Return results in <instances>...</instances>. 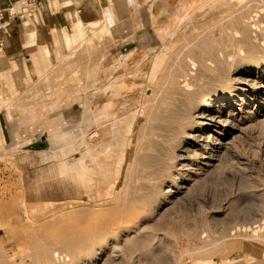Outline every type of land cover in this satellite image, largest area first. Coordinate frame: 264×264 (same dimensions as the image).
Returning <instances> with one entry per match:
<instances>
[{"label":"rangeland","instance_id":"obj_1","mask_svg":"<svg viewBox=\"0 0 264 264\" xmlns=\"http://www.w3.org/2000/svg\"><path fill=\"white\" fill-rule=\"evenodd\" d=\"M80 20L36 76L0 89V264H34L41 241L60 254L40 264H203L242 240L264 247V56L245 49L246 35L264 41V0L122 1ZM216 53L232 79L214 111L230 120H197L178 144L173 90Z\"/></svg>","mask_w":264,"mask_h":264},{"label":"crops","instance_id":"obj_2","mask_svg":"<svg viewBox=\"0 0 264 264\" xmlns=\"http://www.w3.org/2000/svg\"><path fill=\"white\" fill-rule=\"evenodd\" d=\"M43 1L44 8L39 18L34 20L30 16L35 26L28 23L26 31L25 15L20 14L28 0H0V89L5 83L17 82L21 77L28 79L29 75L36 76L38 68L35 67L34 59L41 58L39 55L45 51V47L51 50L53 56L57 33L62 32L71 21L77 18L85 23L98 21L104 12L110 14L113 6L115 8L122 1L132 0ZM35 30V42H32L30 36L33 37ZM1 122L0 119L3 131ZM203 264H264V247L256 242L242 240L230 247L227 254L216 256L212 262Z\"/></svg>","mask_w":264,"mask_h":264},{"label":"bare ground","instance_id":"obj_3","mask_svg":"<svg viewBox=\"0 0 264 264\" xmlns=\"http://www.w3.org/2000/svg\"><path fill=\"white\" fill-rule=\"evenodd\" d=\"M81 21V20H80ZM80 24V23H79ZM82 24V22H81ZM81 26V25H80ZM96 26V25H95ZM82 29V28H80ZM28 31L32 33V31L30 30V28H28ZM80 31V30H79ZM102 31V30H101ZM219 32V31H218ZM264 36V35H263ZM108 37V36H107ZM253 38V37H252ZM263 38V37H261ZM246 39L248 42L247 48L246 49V53L247 56L248 55H255V57H258V59H260V55L264 56V41L262 43H257L255 42L253 39H251V37L249 35H246ZM99 46V45H98ZM99 50V49H98ZM97 50V51H98ZM96 51V53H97ZM99 52V51H98ZM245 52V51H244ZM205 53V52H204ZM259 53V54H258ZM226 54V53H225ZM257 54V55H256ZM98 55V54H97ZM97 55L95 57H97ZM229 55V53H228ZM252 55V56H253ZM98 58V57H97ZM95 58V59H97ZM212 59L215 62V64H211L210 62H206V60L202 59L200 60V69L201 72L199 71L200 69H197L199 71L197 78V81L194 82L192 85L186 86V87H176L173 90V93L175 94V100L173 101V105L170 109V114L171 116H173V118H168L169 122L171 123V125L173 126V129L175 131V141L179 143H182V141L184 140V138H188L189 135H191V128L194 127V125L196 124L197 120H199V125L202 127L206 122L210 121H217V123H221L223 121H228L230 120V115H226V114H222L220 115L219 113H217L216 111H214V109L217 107V104L214 102H218L220 101V96L217 98H213V91L215 94H219L220 91H216L214 90L216 87H221L222 84L227 83L228 81H230L231 75L229 74L228 70V66L226 64H224V61H226V55L220 54V53H216L212 55ZM245 60V59H244ZM103 59H102V52L99 56V58L93 63L92 65V73H95L100 67H101V63H102ZM243 61V60H242ZM84 62V61H83ZM213 62V63H214ZM241 61H237L234 62L233 64H235V66H239L241 63ZM239 64V65H238ZM84 65L81 63V66ZM243 65V64H242ZM245 65V64H244ZM181 66V65H180ZM187 67V66H186ZM243 67V66H242ZM90 69V68H89ZM88 69V70H89ZM102 69V68H101ZM237 69V68H236ZM87 70V69H86ZM87 70V72H88ZM234 70V69H233ZM83 71V70H82ZM231 71V70H230ZM235 71V70H234ZM240 71V70H238ZM84 72V71H83ZM91 72V71H90ZM89 72V73H90ZM91 73V75H92ZM109 73V72H108ZM204 73L207 74L208 76H210V80H211V87L210 89H205L203 91V83L202 82V74L204 76ZM247 73V72H246ZM245 73V74H246ZM249 73V72H248ZM197 74V72H196ZM239 74V73H238ZM85 75V74H84ZM240 75V74H239ZM242 75V74H241ZM83 76V75H82ZM90 76V75H89ZM88 76V77H89ZM244 76V75H243ZM87 76H85L86 79ZM238 77V76H237ZM83 78V77H82ZM111 78V77H110ZM234 78V76H233ZM248 78V77H247ZM104 79V78H103ZM109 79V78H108ZM185 79V78H184ZM194 79V78H193ZM208 79V80H209ZM89 80H92L89 78ZM196 80V79H195ZM206 80V79H205ZM105 81V80H104ZM193 81V80H192ZM191 81V82H192ZM99 82V81H98ZM108 82V81H107ZM187 82V81H186ZM185 82V84H186ZM85 84V83H84ZM102 84V83H101ZM190 84V83H189ZM208 84V83H207ZM238 85V84H237ZM225 87V86H224ZM237 87V86H236ZM235 87V88H236ZM234 89V88H233ZM153 90V89H152ZM235 90V89H234ZM234 90H231L232 92H234ZM156 91V90H155ZM153 92V91H152ZM159 92V91H158ZM230 94H224L221 95L223 97H225V99L221 100V105L223 103L229 102V99L231 98V93ZM156 93V92H155ZM151 95V94H150ZM157 95V93H156ZM168 95V94H167ZM169 98V97H168ZM170 99V98H169ZM217 100V101H215ZM169 104H171L170 102L172 101H168ZM86 104V103H85ZM92 109H89V111ZM216 110V109H215ZM165 114V113H164ZM163 114V116H164ZM167 115H169V113H166ZM165 114V115H166ZM88 117L89 114L88 112L85 114V118H84V122H89L88 121ZM166 117V116H165ZM167 119H165L166 121ZM167 122V121H166ZM225 123V122H223ZM229 123L234 124V121H230ZM84 124V123H83ZM168 124V123H166ZM235 125V124H234ZM167 126V125H166ZM171 126V127H172ZM169 129V127H167ZM167 129V130H168ZM170 130V131H172ZM171 134V133H170ZM169 134V135H170ZM194 134V133H193ZM68 140L71 141L72 139V132H68L66 133V135ZM72 136V137H71ZM171 136H173L171 134ZM202 136V135H201ZM193 137V136H192ZM200 137V136H199ZM217 138V137H216ZM170 139V138H169ZM168 139V140H169ZM217 140V139H216ZM190 141V140H189ZM167 146V145H166ZM171 151V150H170ZM179 152V151H178ZM186 155V154H185ZM207 155V154H206ZM180 156V155H178ZM184 156V155H183ZM205 156V155H204ZM207 157V156H206ZM210 157V156H208ZM216 157V156H215ZM93 158V157H92ZM179 158V157H178ZM183 158V157H182ZM207 159V158H206ZM95 161V160H93ZM166 162V161H165ZM164 164V163H163ZM74 168V167H73ZM70 174L72 176H77L79 175L78 172H74V171H70ZM62 237V236H61ZM59 239L61 244H64L65 242L72 247V250L75 251V253L79 252L81 249H77L78 247L74 244H71L69 242H67L66 240H64V238L62 237ZM52 241V240H51ZM65 241V242H64ZM53 243L50 242V244L48 242H38L36 243V246L32 248V246L29 248L31 249L26 250L31 252L32 257H34L33 260L30 259V262H35L34 264H40L39 262H43L45 260H49V262H53L56 259H58L54 256H57L58 254H60L59 251L56 250V248H52ZM67 245V246H68ZM74 245V246H73ZM28 247V246H26ZM27 249V248H26ZM25 250V249H24ZM53 250V251H52ZM29 255V254H27ZM60 256V255H59ZM30 258V257H29ZM37 259V260H36Z\"/></svg>","mask_w":264,"mask_h":264},{"label":"built area","instance_id":"obj_4","mask_svg":"<svg viewBox=\"0 0 264 264\" xmlns=\"http://www.w3.org/2000/svg\"><path fill=\"white\" fill-rule=\"evenodd\" d=\"M43 8H44L43 0H28L27 4L23 9V14L21 15L24 16V13L28 12L29 16H31L34 20H37Z\"/></svg>","mask_w":264,"mask_h":264}]
</instances>
